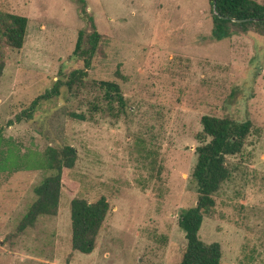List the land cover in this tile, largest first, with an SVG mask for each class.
<instances>
[{"label":"rangeland","instance_id":"rangeland-1","mask_svg":"<svg viewBox=\"0 0 264 264\" xmlns=\"http://www.w3.org/2000/svg\"><path fill=\"white\" fill-rule=\"evenodd\" d=\"M264 3V0H257ZM29 18L21 49H7L0 80V128L23 150L65 142L79 158L63 175L57 215L17 235L43 170L0 176V264H174L187 245L181 211L197 203L196 148L211 140L204 115L253 122L231 177L216 193L200 237L220 242L222 264H264V35L255 29L217 40L210 0H0ZM103 35L88 79L116 80L127 109L116 115L99 90L45 103L32 121L15 120L74 55L90 17ZM68 96L67 101L64 99ZM82 112L86 120L68 115ZM106 196L110 210L91 253L72 248L71 201Z\"/></svg>","mask_w":264,"mask_h":264},{"label":"trees","instance_id":"trees-1","mask_svg":"<svg viewBox=\"0 0 264 264\" xmlns=\"http://www.w3.org/2000/svg\"><path fill=\"white\" fill-rule=\"evenodd\" d=\"M86 12V0H79ZM213 15L212 35L217 40L231 37L238 32L255 29L264 35V3L257 0H210ZM90 17L91 31L80 30L74 55L83 62L81 68L61 72L52 88L34 98L27 108L10 119L8 126L23 121H32L43 104L52 102L62 95H77L81 91L99 90L106 102L105 106L94 104L96 110L109 111L116 115L127 109V99L122 85L116 80L88 79V69L98 53L103 35L97 30L94 18ZM250 19L233 21L232 18ZM29 18L25 15L0 10V80L7 64V49H21L26 41ZM66 101L68 96L64 98ZM74 119L86 120L82 112L69 111ZM204 132L211 140L196 148L198 157L193 171L197 184V203L181 211L179 225L185 231L186 248L179 262L174 264H222L223 250L220 242L207 243L200 237L204 218L211 215L216 207V193L232 175L228 157L243 152L249 137L254 131L250 118L243 120L231 115L202 117ZM0 128V176L9 177L23 170H43L46 175L34 187L36 198L17 226L16 234L34 227L43 216L57 215L60 208L63 175L66 169L75 167L79 154L75 146L57 142L44 151L27 149L23 151L18 144L3 134ZM110 210L106 196L93 201L76 196L71 201L72 248L74 251L91 253L97 237Z\"/></svg>","mask_w":264,"mask_h":264},{"label":"water","instance_id":"water-1","mask_svg":"<svg viewBox=\"0 0 264 264\" xmlns=\"http://www.w3.org/2000/svg\"><path fill=\"white\" fill-rule=\"evenodd\" d=\"M214 2H216V0H214ZM233 21H244V20H250V19H237V18H232Z\"/></svg>","mask_w":264,"mask_h":264}]
</instances>
